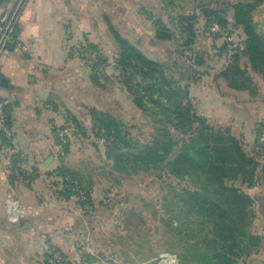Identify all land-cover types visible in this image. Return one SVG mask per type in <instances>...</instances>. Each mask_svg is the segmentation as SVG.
<instances>
[{"label":"crops","instance_id":"obj_1","mask_svg":"<svg viewBox=\"0 0 264 264\" xmlns=\"http://www.w3.org/2000/svg\"><path fill=\"white\" fill-rule=\"evenodd\" d=\"M5 1L0 5V18L5 20L13 13V19L21 0L17 7L18 0ZM114 1L25 0L13 23L17 42L25 49L0 46V73L5 81L0 84V97L7 101L12 132L9 140H0V264H46L54 250L79 264L98 252L94 232L99 213L93 192L96 210L89 216L75 197L59 195L62 181L57 175L66 168L86 182L97 167L94 161H102L104 155H72L81 136L75 132L69 154L63 158L56 131L73 124L72 118L91 128V108L114 113L107 100L116 102L117 95H105L94 86L89 69L76 56L88 44L106 55L117 50L106 19L122 30L121 24L131 22L132 11L116 0L114 14ZM135 2L128 0L127 4L135 8ZM134 27L123 32L136 36ZM226 65L224 59L214 73L201 71L195 81V105L210 124L229 128L250 154L264 129V98L259 90L256 95L236 91L217 79ZM16 156L30 176L29 183L11 179ZM12 202L36 210L13 218L9 215ZM240 264H264V249Z\"/></svg>","mask_w":264,"mask_h":264},{"label":"trees","instance_id":"obj_2","mask_svg":"<svg viewBox=\"0 0 264 264\" xmlns=\"http://www.w3.org/2000/svg\"><path fill=\"white\" fill-rule=\"evenodd\" d=\"M5 2L0 0V5ZM263 2L251 0L233 5L232 22L224 16L225 10L205 8L204 3L201 7L206 17L204 31L215 41L223 37L230 26L243 30L246 37L242 42L243 49H230L229 44H224L222 55L228 63L217 79L222 78L233 90L249 91L253 95L258 92L255 77L264 82V34L257 32L252 12ZM12 14L5 20L0 18V29L8 27ZM152 20L158 41L175 39L176 33L161 17H152ZM190 22H181L179 26L181 46L188 50L198 37L192 19ZM215 25L218 31L212 30ZM110 31L117 44L115 64L121 72L122 82L132 103L154 120L155 133L151 144L142 143L123 121L109 112L91 108V131L105 140L106 157L113 161L118 172L161 171L175 179H189L194 184L195 189H183L176 195L180 214L173 213L167 221V227L180 233L188 231L180 243V264H240L248 261L264 245V237L251 230L255 221V198L249 192L259 185L258 161L246 152L241 140L229 128H218L199 115L189 84H182V80L169 75L165 63L149 57L113 27ZM17 36L18 30L13 24L10 37L17 41ZM8 48L13 50L15 46L8 45ZM86 49L96 55L91 80L99 86L98 70L108 65V59L99 54L96 45L88 44ZM208 57L206 51H193L189 59L195 76L201 74ZM72 122L77 134L88 136L81 123L74 118ZM262 135L264 129H260L257 140ZM64 148L68 152V145ZM261 155L264 152L259 153ZM18 156L13 159L11 179L14 182L19 176L30 178L27 172L17 173L20 169ZM261 169L264 172V166ZM57 176L62 181L59 195L64 199L74 197L66 177L79 179L86 186L85 181L66 168H61ZM87 202L94 206L91 195ZM95 210L94 206V214ZM173 219L178 221L177 225ZM57 255L60 258L58 264H74L58 250L47 255L46 264H51L50 260Z\"/></svg>","mask_w":264,"mask_h":264},{"label":"rangeland","instance_id":"obj_3","mask_svg":"<svg viewBox=\"0 0 264 264\" xmlns=\"http://www.w3.org/2000/svg\"><path fill=\"white\" fill-rule=\"evenodd\" d=\"M117 1V3L124 2L126 7L132 11L131 22L123 24V26L121 24L120 28L122 30H119L112 23V19L107 18L106 24L109 30L113 27L123 38L129 40L149 57L165 63L169 68V75H174L176 79L182 80V84H189L194 105L195 79L199 75L195 76L194 69L190 67L189 57L193 56V51L203 50L208 52V59L211 64H208V60L201 71L204 70V73L209 71L212 74L217 70L219 61L226 59L222 55L224 44H229L230 49L241 47L243 46L242 42L246 39L240 27L230 26L224 36L215 41L212 35L204 31L206 17L203 15L201 7L204 3L205 8L213 7L217 11L225 10L224 16L232 22V6L251 0H135V8L127 4L128 0ZM115 2L116 0L113 2L112 12L116 11ZM152 17H161L168 27L176 33L175 39L158 41ZM252 17L257 32L261 35L264 34V2L252 12ZM113 18L115 17L113 16ZM191 19L195 24L198 37L194 45L188 50V48L181 46L179 26L181 22L189 23ZM132 23L135 24L136 36L123 32V30L131 32L133 30L131 29ZM137 28L140 29L139 33ZM148 31H150V34ZM144 33L146 36L141 37ZM105 48L109 50V47ZM98 50L99 54L107 58L109 63L98 70L100 85H95L92 80L91 82L94 86L103 89L105 95H117L116 102L107 100L114 112L110 114L127 124L135 138L142 141V143L151 144L155 133L154 120L145 116L132 103V97L124 86L121 72L115 64L117 50L114 53L109 52L107 55L102 53L103 50ZM86 51L90 52L84 48L77 51L76 56L89 69L91 79L93 64H90L89 60H86L83 56L78 55V53L83 54ZM255 81L259 94L264 98V82L257 76ZM77 121L81 123V121ZM214 126L224 128L215 124ZM84 129L88 131V136L79 135L80 137L75 141V154L72 155H104L102 161L99 159L94 161L95 166L98 168L92 170V175H90V178L86 177L85 182L86 186L91 188V190L89 189L90 194L91 191L93 192L99 213V220L96 223L94 232V240L98 247L97 255L106 261L119 264H156L155 259L162 252L179 254L180 243L188 231L180 233L172 227H167V221L173 213L180 214V208H178L180 203L176 195L183 189H195L194 184L189 179H175L161 171H150L148 173L118 172L114 169L113 161L106 157L105 140L99 139L91 131V128L84 126ZM76 131L77 129L71 134L66 155L69 154L70 146L74 141V139H71ZM250 151L251 155L248 154L254 157L260 165L258 169L259 185L249 192L255 198V221L251 230L264 237V172L261 169L264 166V155L259 156V153L252 151L251 147ZM173 220L177 225L178 221ZM262 249H264V245ZM86 261L92 263L95 258L90 257Z\"/></svg>","mask_w":264,"mask_h":264},{"label":"built area","instance_id":"obj_4","mask_svg":"<svg viewBox=\"0 0 264 264\" xmlns=\"http://www.w3.org/2000/svg\"><path fill=\"white\" fill-rule=\"evenodd\" d=\"M213 31H218V26H214ZM12 32V25H8V27L3 30L0 29V46L4 45H14L15 47L25 49L20 43L17 41L11 39L10 33ZM243 49V46L240 47ZM231 52L229 53L228 58L231 56ZM80 57H84L86 60H89L90 64L97 63V58L94 53L91 52H84L78 53ZM7 101L2 99L0 97V140H9L12 136V132L9 126V120L7 116ZM76 130L75 126L70 124L61 128H58L56 131L57 135V144L60 147V155L61 157H65L67 152L65 151V146L68 145L69 139L71 138V134ZM254 152L256 153H263L264 152V135L260 136L257 142L255 143L253 147ZM21 159H23L22 156H20ZM20 169L17 173H25V169H23V166H18ZM19 180L29 183L30 178H25L23 176H19ZM66 181L70 184V189L74 193V197L77 199L81 209L89 216H93L94 214V206L87 202V198L90 194V190L88 187H86L79 179H72L70 177H66ZM10 212L9 215L13 218H18L19 215L17 214H26V213H33L35 212V208L32 206L22 205L18 204L17 202H12L10 205ZM93 258H95V261L92 263H89L88 261L83 263L80 262L79 264H119L112 261H106L99 255H94ZM58 259H60L58 256H56L54 259L50 260L51 264H58ZM62 260V259H61ZM156 264H180V258L177 253H171V252H162L160 253L157 258L155 259Z\"/></svg>","mask_w":264,"mask_h":264},{"label":"water","instance_id":"obj_5","mask_svg":"<svg viewBox=\"0 0 264 264\" xmlns=\"http://www.w3.org/2000/svg\"><path fill=\"white\" fill-rule=\"evenodd\" d=\"M24 2H25V0H21L20 5H19V7H18V9H17V11H16V14H15L14 17H13L12 22L10 23V26L13 25V23H14V21H15L17 15H18V12H19V10L21 9V7L23 6ZM0 84H5V81L3 80V77H2V75H1V73H0Z\"/></svg>","mask_w":264,"mask_h":264}]
</instances>
